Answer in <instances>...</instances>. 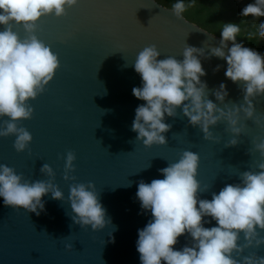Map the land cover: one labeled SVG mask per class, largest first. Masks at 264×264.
I'll use <instances>...</instances> for the list:
<instances>
[{
    "label": "water",
    "instance_id": "obj_1",
    "mask_svg": "<svg viewBox=\"0 0 264 264\" xmlns=\"http://www.w3.org/2000/svg\"><path fill=\"white\" fill-rule=\"evenodd\" d=\"M171 8L158 0H79L66 16L50 15L38 21L36 35L58 55L60 68L46 91L29 101L32 118L19 124L33 137L28 149L18 153L13 147L15 136L0 137V164L29 181L47 180L40 169L45 163L50 165L65 199L44 196V211L37 216L5 206L0 197V264H140L138 230L151 219L136 198L140 180L163 179L158 170L176 162L185 150L200 157L197 179L207 189L201 199L211 200L212 193L226 184L240 183L241 172L258 171L262 161L253 141L264 137V129L252 120L241 122L245 127L235 137L240 142L225 147L234 138L226 131V122L210 129L217 140H205L201 130L177 109L176 117H165L171 125L164 134L167 144L145 147L136 140L131 125L135 109L145 103L132 94L134 87L141 86V77L132 66L137 54L155 44L161 52L158 59L182 60L185 44L203 47L207 54L221 39L184 14L177 19ZM14 30L24 38L22 26ZM201 63L207 73L201 80L208 85L209 99L224 107L212 94L224 83L229 93L225 103L243 102L242 86L225 77V60L201 58ZM253 103L256 115L264 117V96ZM68 151L76 156L75 171L70 173L74 181L63 178ZM88 182L95 185L111 219L97 231L80 227L70 217V185ZM213 226L215 221L204 225ZM186 236L178 238L175 250L189 244L191 238ZM239 243H245L242 233ZM69 244L71 249L66 247ZM253 253L264 256V245L233 256L242 260Z\"/></svg>",
    "mask_w": 264,
    "mask_h": 264
},
{
    "label": "clouds",
    "instance_id": "obj_2",
    "mask_svg": "<svg viewBox=\"0 0 264 264\" xmlns=\"http://www.w3.org/2000/svg\"><path fill=\"white\" fill-rule=\"evenodd\" d=\"M79 0H0V137L15 136L14 149L24 152L33 137L19 126L23 120L31 119L34 109L29 103L46 91L60 68L58 55L41 41L36 32L42 17L67 15ZM191 7L192 5H188ZM186 9L183 0L172 5L171 13L182 19ZM240 17L253 19L264 17V0L247 3L239 13ZM21 39L14 28L21 27ZM241 29L236 23L222 22L219 46L205 52L185 44L182 60L173 56L158 59L161 52L155 44L144 47L136 56L134 70L141 77V86L134 87L132 94L145 103L135 109L131 130L137 133L136 140L145 147L167 144L164 135L171 129L165 117H176L177 109L188 123L198 127L205 140L217 138L210 130L218 123L226 122V131L234 138L225 147H234L240 141L245 124L252 120L264 129V117L256 115L253 103L264 96V55L253 48L237 42ZM264 38V21L258 25L257 33ZM231 42V47H229ZM212 57L227 62L225 77L242 86L243 102L231 106L225 103L229 95L221 83L212 94L221 108L209 99V89L201 77L207 75L201 58ZM127 66V65H126ZM218 65L214 71H218ZM254 151L261 158L258 171H244L239 175L240 183L226 184L218 193L213 192L211 200L201 199L202 189L197 179L200 157L185 150L174 163L158 171L163 179L150 183L138 182L136 198L144 212L151 213V219L138 230L136 250L140 264H264V256L255 253L240 257L245 249L264 245V137L253 141ZM75 153L68 151L65 157L64 179L75 180L70 173L75 171ZM47 180L29 181L15 169L0 164V197L5 206L24 209L37 216L44 211V196L51 194L55 200L63 201L64 194L54 183L55 172L48 164L40 169ZM71 220L80 227L90 226L93 231L101 230L111 223L102 206L99 193L92 182L70 185ZM210 217L211 219H205ZM212 221L216 226L206 228ZM243 234L245 243L239 240ZM190 237L189 244L180 250L174 246L178 238ZM71 249L72 245H66Z\"/></svg>",
    "mask_w": 264,
    "mask_h": 264
},
{
    "label": "trees",
    "instance_id": "obj_3",
    "mask_svg": "<svg viewBox=\"0 0 264 264\" xmlns=\"http://www.w3.org/2000/svg\"><path fill=\"white\" fill-rule=\"evenodd\" d=\"M158 1L170 7L177 2V0ZM183 2L186 5L183 14L189 19L219 35L222 30V22L236 23L241 29L237 36V42L264 54V38H260L258 35H253L251 39L248 38L249 33H257L258 25L264 21V17L253 19L239 15L241 9L254 0H183Z\"/></svg>",
    "mask_w": 264,
    "mask_h": 264
},
{
    "label": "rangeland",
    "instance_id": "obj_4",
    "mask_svg": "<svg viewBox=\"0 0 264 264\" xmlns=\"http://www.w3.org/2000/svg\"><path fill=\"white\" fill-rule=\"evenodd\" d=\"M206 28V27H205ZM208 29V28H207ZM256 51H258L257 49H255ZM258 52H260V51H258ZM262 55H264L262 52H260Z\"/></svg>",
    "mask_w": 264,
    "mask_h": 264
}]
</instances>
